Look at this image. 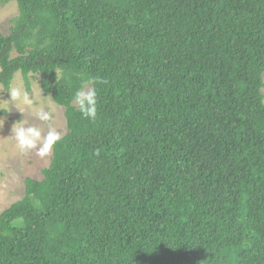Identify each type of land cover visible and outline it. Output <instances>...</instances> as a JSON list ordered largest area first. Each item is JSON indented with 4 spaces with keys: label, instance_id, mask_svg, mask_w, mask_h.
<instances>
[{
    "label": "trees",
    "instance_id": "16d2710c",
    "mask_svg": "<svg viewBox=\"0 0 264 264\" xmlns=\"http://www.w3.org/2000/svg\"><path fill=\"white\" fill-rule=\"evenodd\" d=\"M11 1L0 84L37 73L66 132L0 264H264V0Z\"/></svg>",
    "mask_w": 264,
    "mask_h": 264
},
{
    "label": "rangeland",
    "instance_id": "374dc122",
    "mask_svg": "<svg viewBox=\"0 0 264 264\" xmlns=\"http://www.w3.org/2000/svg\"><path fill=\"white\" fill-rule=\"evenodd\" d=\"M17 13L15 1L0 2L2 33H8L9 20ZM29 80L26 89L21 72L16 71L9 90L0 84V211L23 196L26 177H42L41 170L50 162V134L61 137L66 132L64 106L43 94L37 73L29 74ZM89 89L85 85L73 104L79 105ZM21 131L23 134L17 135Z\"/></svg>",
    "mask_w": 264,
    "mask_h": 264
},
{
    "label": "clouds",
    "instance_id": "9594fccd",
    "mask_svg": "<svg viewBox=\"0 0 264 264\" xmlns=\"http://www.w3.org/2000/svg\"><path fill=\"white\" fill-rule=\"evenodd\" d=\"M91 97H92V94L89 93V95H88V99H89V102H90V103L92 102ZM41 118H42V119H47L46 116H43V117H41ZM22 134H23L22 131L19 132V133H17V135H22ZM36 135H39V133H36ZM54 139H56L55 135L50 134V136H49V144H50Z\"/></svg>",
    "mask_w": 264,
    "mask_h": 264
}]
</instances>
